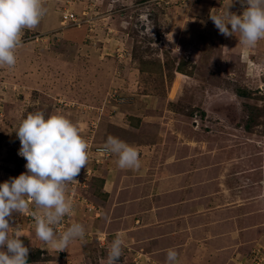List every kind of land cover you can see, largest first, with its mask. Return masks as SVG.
<instances>
[{
	"label": "rangeland",
	"instance_id": "rangeland-1",
	"mask_svg": "<svg viewBox=\"0 0 264 264\" xmlns=\"http://www.w3.org/2000/svg\"><path fill=\"white\" fill-rule=\"evenodd\" d=\"M45 7L40 24L24 30L16 65L0 67V183L27 171L15 134L22 120L37 111L63 114L87 141L89 161L68 185L74 207L56 232L79 222L86 234L57 251L36 236L32 212L39 210L29 202L9 220V236L29 248L28 264H107L117 235L119 264H168L169 249L178 253L175 264H233L236 257L264 264V241L248 242L246 231L257 215L264 229V39L245 47L239 33L225 37L210 19L228 8L242 15L246 5L45 0ZM109 136L137 149L138 169L118 167V157L104 151ZM204 170L236 193L227 204L248 209L237 218L250 217L238 223L243 236L215 246L217 255L193 254V244H209L212 235L195 240L192 226L183 240L159 211L183 206L185 192L172 188ZM184 218L176 216V226Z\"/></svg>",
	"mask_w": 264,
	"mask_h": 264
},
{
	"label": "clouds",
	"instance_id": "clouds-1",
	"mask_svg": "<svg viewBox=\"0 0 264 264\" xmlns=\"http://www.w3.org/2000/svg\"><path fill=\"white\" fill-rule=\"evenodd\" d=\"M241 3L246 5L242 15L228 8L223 14H211L210 19L220 34L230 37L239 33V43L254 48L264 39V0ZM46 13L45 0H0V67L16 65L24 30L35 29ZM15 134L21 145L18 155L27 161V171L0 183V264H28L29 248L18 234L9 236V220L27 210L29 202L39 210L32 212L36 236L57 251L66 250L86 234L79 222L56 232V226L72 214L74 207L67 195L68 185L78 182L75 177L89 161V145L78 126L63 114L46 118L44 112L37 111L22 120ZM104 151L118 157L121 169L140 167L137 149L119 138L109 136ZM123 245L117 235L110 245L107 264H119ZM177 256L176 250L169 249L168 264H175Z\"/></svg>",
	"mask_w": 264,
	"mask_h": 264
},
{
	"label": "crops",
	"instance_id": "crops-1",
	"mask_svg": "<svg viewBox=\"0 0 264 264\" xmlns=\"http://www.w3.org/2000/svg\"><path fill=\"white\" fill-rule=\"evenodd\" d=\"M198 173H199V177L197 178L193 177L192 179V177L191 178L187 177L186 180H184L183 183L184 186L182 187V189L180 185H176L174 187L172 186L173 192H185V193H181L183 194L181 195L182 197L181 203L183 204L184 202L183 206L179 205L178 203L176 204L177 207L176 208L174 206L169 207L167 206L168 205L167 204L163 207H160L159 211L166 210L165 211L166 213L164 214V218L167 215H170L168 216L170 217L168 223L170 224L171 227L175 225V227L173 228L175 229V231H173V234L177 235L178 233L179 238H183V240L187 236H188L187 238L190 239L189 237L190 234L188 233L187 235V229L193 227H194L193 235L195 240H196V234L203 233V235H212L210 236L211 241L209 242V244L206 243L202 245L201 244L196 245L198 243L195 242L193 244V246L195 247H192L193 254L197 252L195 255H203L205 253L213 251V253L217 255L218 249L215 248V246L217 247L219 243L225 240L236 239V237H239V235L243 236L244 231L240 230L238 223L240 221V223L244 225L243 222H246L250 217H247L246 221L243 220V218H237V214H243L244 212H247L248 209L243 208L245 207L244 205L233 207L235 203H233V205H230L231 203L229 204L226 203L230 200H234L237 197L236 193H234L233 191L228 192L224 187L218 188L220 184L218 185L217 183L210 182L209 177H207L208 172H206L205 170L204 172H198ZM172 181L175 182V179ZM211 202L216 203L215 208L217 209L210 211L212 209L209 208ZM250 205L252 206V208L253 207L255 209L259 208V206L258 207L254 206L255 204L253 203H251ZM180 207L182 208L181 210L178 209ZM179 214H183L185 218L181 220V225L176 226V221H177L176 216H178ZM157 216L155 215L156 221L158 220ZM194 216L195 218L191 219ZM260 221L261 220L259 215H257L255 219L251 217V219L247 221L249 222L248 224H250V226L256 224L255 229L246 230L247 232L250 231V233L248 234V242H250L251 240H254L257 243H260L261 242L260 240L264 241V229L262 230L263 232L259 230ZM172 237L175 236L172 235ZM158 239L159 238H157L155 240L156 242L154 243H157ZM156 248H161V247H156ZM254 248H256V245ZM249 252H253V249L250 250ZM155 259L157 260V261L155 260L156 264H161L157 258ZM241 259H239V257H236L232 263L240 264ZM182 264H184V262Z\"/></svg>",
	"mask_w": 264,
	"mask_h": 264
}]
</instances>
